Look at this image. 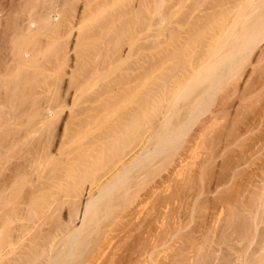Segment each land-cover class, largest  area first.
<instances>
[{
  "label": "rangeland",
  "instance_id": "374dc122",
  "mask_svg": "<svg viewBox=\"0 0 264 264\" xmlns=\"http://www.w3.org/2000/svg\"><path fill=\"white\" fill-rule=\"evenodd\" d=\"M84 2L83 0H0V139L2 138L0 140L1 158V152H5L6 150L5 153L9 155L10 152L13 151V148L16 146L14 142L18 139L25 140L26 138H30V140L32 141L34 138L44 137L42 136L45 131L43 130V128L37 131H30L27 130V128L28 125H30L31 128L37 126V124L33 123L34 121L32 120L51 117L52 108L49 106L54 105L55 96L57 99L55 100V102L58 101V103H60L61 105L65 104L64 106H61L62 112H60L59 117L55 118L56 122H51L48 124L50 125L49 127H45L46 131L44 135L45 137H48L45 141L46 143L48 141V143H43L40 140L44 145L40 144V141L39 144L41 146H38L37 142L35 144L36 147L38 146V150L39 148H41V150L42 148H44L43 150L45 152H48L47 154L54 157L53 162L46 164V166H44L45 169L38 168V170L36 171L34 170V167H31L30 165H28L29 167L26 166L27 163L25 161L27 160V158H24V156L26 155L27 157H29V155L25 153V149L22 150L23 155H21V150H17V154L15 153L13 156H16L15 158L11 156L12 152L10 154V159H13L15 161L17 160L18 162L23 161L24 164L20 162L18 163L16 161L18 163L17 164L14 161L17 164L16 165L14 163V165L18 167L15 166L17 173L16 175H14L15 177H12V179L14 178L13 181L7 180L2 184L3 187L0 186V209L2 210L0 211V221L2 218H7L6 220L9 221L7 222L8 225H12H9V231H6V226L8 225L5 224V220H2L3 225L0 222V238L5 241L3 242L0 239V242H2V244L6 243L8 245L9 243L6 241L13 240L11 241V246L8 245L6 247L5 245V249L3 248L1 250L2 253H0V264H23V260L24 264H27V262L29 264H42L45 261L44 258H47V256L49 257L50 254L62 249L63 245L60 244V242H62L61 239L64 236V232H66L65 230H67V228H69L73 224L78 225L80 223L83 210L82 206L84 207V202L86 198L91 194L90 192L96 190H92V188L97 187V185L91 187L93 185V180L92 177H88V175H90L91 173L87 172V169L90 168V165H92L90 164L92 162H90V151H85V155L87 159L89 158V161L86 158L85 159L87 161L85 159L84 160L88 163L85 164V166L84 163H82L83 165H79L81 164L80 161H82L80 160L78 163L79 166L75 165V167L74 163L76 164L78 160H76V162H72L74 161L73 158H70L72 155L70 156V154L66 152L69 147H67L66 144L63 145V148H59L58 146V134L62 129L61 122L62 120H67V114L69 113L68 110H71V107L69 106L70 104L68 105V103H70L69 93L71 91H74L75 86H78L76 84L78 83V80L75 77H79V68L81 67L82 69L79 73L81 74L82 71H84L83 73L87 71L83 69H88L89 67L92 68V64H95V67L99 64H97L96 62L101 58V53L104 52V47L102 48V46L104 45V43L102 42L103 39L101 41V38L97 37L99 38V41L101 42L100 43L98 39L95 38V45L92 40H90V42L92 43L87 42V44H84V42L80 40L81 35L79 36V33L81 32H79V30L80 28L82 30V28L85 27L83 23L86 24L87 21L85 20L86 17L84 16L88 13L86 11L88 6L87 0L85 3ZM180 11L185 12V7H182ZM212 11V9H204L198 12L194 11L190 13L191 15H188V13L187 16L185 15V13H179V17L181 16L180 19L183 21L185 20V23L183 22V24L182 22H180L183 25L180 23L178 24L177 29L174 33V41H172L171 43L163 42L161 45V59L159 67L157 69L158 76H162L159 79V81H161V83L159 82L160 92L155 91V93L153 91H147V93L145 94L147 96L144 95L145 100H147L146 98L148 97V100L153 102L144 100V104L146 103V105L143 106L146 107L149 103L147 107H150V109L152 108V110H150L149 112L151 113L153 111V107L156 110V112L154 110L151 113L152 117L154 115V119L150 117L149 119L146 118V120L151 121L152 118L154 121L158 117V120H155V123H157L159 120L163 119V116L165 114L163 112L164 110H169L173 107H181V105H183L186 100L182 99L180 94L182 91L180 90H182L186 85L193 83L197 77L203 75L205 73V70L203 68L204 63L206 61H212L213 59H215L216 56L226 48V45L224 46V42L227 36V32L216 30V33L213 29H204V24L202 23V21L204 20V16H206L207 14L209 15ZM104 14L105 12L103 13V18L100 17L99 22H101V19L105 20L106 17L108 18V14H105L106 17L104 16ZM182 17L184 19H182ZM185 18H188L187 21ZM104 20H102V22H104ZM93 23H95V21ZM82 25L83 27H80ZM97 31H100L99 28ZM97 33V35L100 36L101 33ZM163 37L165 38V36ZM88 43L89 45L92 44L89 49L91 50V53L89 52V54V50H87L88 55L86 54V52L83 54V47L89 46ZM100 44H102V46ZM218 47H220V49L217 51L216 55H213L215 49H217ZM76 48L78 50H76ZM80 49H82V52L80 51ZM58 54L60 55V57ZM80 55H82V57H80ZM133 58H135V55L131 57V59ZM98 62H100V60ZM139 62L141 66L134 70H130L129 72L132 73L136 70H143L145 67L147 68L149 66L148 61L139 60ZM56 64L58 66H56ZM43 72L46 74H44ZM87 72L86 73L88 75L92 74V71L91 73L89 72V70ZM50 74H54L55 76L53 75L52 77H50ZM45 75L46 77L48 76L50 77V79H52L50 83H46L49 78L46 80ZM177 77L181 79L180 82L176 79ZM42 78H45L46 80L45 86L43 83L44 80L42 82ZM151 80L152 78H147V87L151 86ZM171 80L173 81L171 82ZM72 81H76V83ZM98 82L99 84L96 87L94 86L95 88L91 87L93 90L98 88V86H103L102 83H105V80H101ZM51 84L52 86H50ZM176 84L177 87H175ZM201 85H203L201 87H204L205 84L203 83ZM47 86H50L51 88H47ZM216 87L214 88L213 92H211L210 98L204 110L196 118V121L188 124V132L186 131V133L183 134L184 136L181 137V141L179 140L180 142L178 143V145L175 148L169 150V152L167 151L166 153L160 155V158L153 160L152 163L148 167H146L140 174V177L136 176L138 178H134V180L130 183L131 186L125 194L120 191H116L113 193L114 196L112 199V207L110 208V212L106 215L101 214L99 219L100 223L98 222V226H96L95 229L96 233H93L90 236L89 242L84 247L80 248V255L77 257V259H75L77 260L76 264H87V262L89 263L88 258L95 250L99 248L100 251L103 252H96V259L92 261H95V264H248V261H251L250 264H255L260 258L264 260V248L263 246H260L261 244H264V236H262L264 235V34L261 38L252 43L251 51L248 53L246 58L243 59L240 67L236 69V72L230 75V77H228L227 79L223 80ZM91 88L89 89V91H93ZM115 90L120 89L117 88ZM148 92L150 93L148 94ZM151 92L156 94H154L155 97ZM193 92L197 93V91ZM50 93L51 95H53L51 96ZM157 93L159 96H157ZM47 94L49 95V101L47 99V101L45 100V98L48 97ZM160 95H162L161 98L163 99L159 100L158 98H160ZM50 96L51 99L54 97L52 102ZM151 96H153L152 100ZM165 97L167 98L166 101L164 100L166 99ZM154 98H157V100L159 101H155ZM181 99L182 101H180ZM17 100H19V102ZM47 103L49 104V106H47ZM163 103H165V106L161 105ZM6 104L8 105L6 106ZM159 104L161 107H157L156 109V106H159ZM148 109L146 110L147 113ZM147 113L146 115L148 116L146 117H149L150 113ZM185 116L186 113L183 108H181L177 118L182 120L185 118ZM29 118L31 119V121ZM214 120L216 121L215 123L213 122ZM14 121H17V124L19 123V128L15 130L16 132L14 134L12 132L11 136L10 133L12 129L10 124ZM6 123H8V125H6ZM153 123L154 122H152V125ZM151 128L154 129L153 127ZM151 128L147 129L146 137L149 135V133H151ZM211 128L213 129L212 131H210ZM199 132H203V139L198 137V135L200 134ZM24 133L25 135L28 133V135H26V137L22 136L24 135ZM54 133L56 134V136H54ZM131 135L134 137L133 134ZM9 137L10 139H8ZM197 137L198 139H202L200 143L198 139H195ZM18 143H21V141L19 140ZM194 143L198 144H196L195 146ZM102 145L99 144L100 148L103 147L102 149H104L105 145ZM44 146H46L47 150ZM191 146L193 148H191ZM35 148H33L34 150L32 149V152L36 151ZM9 150L11 151L8 153ZM135 150H132V154L135 152ZM87 154L89 155L87 156ZM85 155L83 154L82 156ZM1 158L0 174L3 169L5 170L4 167L7 164L5 163L4 158ZM61 158L62 160L67 158L63 160L67 163H61ZM69 161L73 163L71 164L73 165V169H75V175L70 178L68 177L74 174V172L72 173V171L74 170H67L69 172L68 173L65 170V167H62H67L68 165L70 167L71 164H68ZM54 163L56 165H54ZM57 163H59L60 166H58L59 164ZM19 164L21 167L19 166ZM51 164L58 167L51 168ZM153 165L155 166L152 167L153 170H151L150 167ZM80 166H82L83 168H80ZM69 167H67V169ZM84 167L88 168L86 169ZM21 168H23V170ZM25 168L27 171L26 173ZM84 170L86 171L84 172ZM103 170L104 169L99 170L98 174L103 172ZM30 172L35 173H32L34 174V178L33 176H31V174H29ZM63 172L66 174V176ZM148 173L150 174L148 175ZM56 174L58 175V177ZM49 175H55V177L53 178L51 176L53 178L51 179V177L49 178ZM85 175H87V177H85ZM110 175L111 174L106 173L103 178H100L101 180H99V182H104L105 179H107ZM62 176L64 177V179H60V177ZM1 177L2 174L0 175V178ZM73 177L77 183L73 180ZM82 177L83 179L85 178L84 181L81 179ZM18 178L23 179H20L19 182ZM39 181L41 183H39ZM50 181H53L55 184H52V182ZM79 181H81L83 184L81 185V182ZM85 181L86 184H84ZM89 181H91V183ZM139 181L141 182L140 184L137 183ZM99 182L97 184H100ZM69 184H72V186ZM74 184H77V186H75ZM142 184L144 185L142 186ZM151 184L154 186H152ZM34 185L36 187H34ZM139 186H142V188L140 189ZM66 187H69V189ZM70 187L73 188L70 189ZM22 188L23 190H21ZM65 188L66 190H64ZM62 190L64 193L61 192ZM154 190H156L157 192ZM31 191L33 192L31 193ZM44 191H47V193L45 192V194ZM76 191L79 192L77 193ZM26 192L28 193L25 195ZM22 193L25 195L24 197H26V199L22 197ZM38 193H40V195H36ZM67 193H70V195ZM136 193L138 194L136 195ZM13 194H15V196ZM66 194L69 196H71L72 194L75 197L77 195L78 196L75 199V197L72 196L73 198H70ZM226 194L227 197H225ZM44 195L51 199V201ZM51 195L53 196L51 197ZM55 196L58 198V200ZM14 197L18 200L17 202ZM11 198H13V200H11ZM36 198H38L39 202L36 201ZM77 198L79 199L78 203L76 202ZM230 198L232 199V201ZM256 199L258 200V202ZM21 200H23L22 203L19 202ZM159 200H161V202ZM9 201H11V203ZM34 201L38 202V204ZM47 201L48 203L51 202L50 205L46 204ZM69 201L71 202L70 204H68ZM66 203L68 206L70 205V209L75 211V209L79 208L80 210H76V212H74L70 210L67 205H65ZM2 204L7 205L4 206ZM54 204L56 205L54 206ZM30 205L32 206L30 207ZM47 205H49L50 207ZM17 206H22V209L21 207ZM17 209L20 210V212H18ZM23 209L26 210L23 211ZM155 210L158 211H156L155 213ZM159 210L161 211V213ZM29 211H32V213H30ZM36 211H38V213ZM73 212L76 214H74ZM20 213L21 215L24 214L22 216V219H18V217H21ZM33 213L34 217L32 215ZM68 214H70V218H68ZM31 215L34 219H31ZM155 215L160 216L156 217ZM12 216L15 218H12ZM24 217H26V219ZM53 218H55V220ZM129 218L131 220H129ZM13 219H15L16 222ZM36 219H38V221ZM14 223H18V227ZM32 223L36 225L34 226ZM59 223L61 226L59 225ZM57 224L61 228L64 225L68 226L67 228L65 227L66 229L63 227L65 229L64 231H58V233L60 232L59 236L58 234H56V232L58 229H61L58 228L59 226H57ZM123 225L124 227H122ZM20 226L22 227L19 228ZM156 226L159 227V229ZM35 227L36 230L39 231V233L35 230ZM144 227H146V230ZM53 229L55 232L53 231ZM154 229H156L157 232H155ZM50 231H53L51 232L52 234H49ZM242 231H244L245 233H242ZM34 232H36L35 234L37 237L31 236L35 235L33 234ZM152 232L154 234H152ZM25 233L26 235L24 236ZM53 234L55 237H53ZM137 234L141 237H138ZM45 235L47 236L45 237ZM43 236L45 237L44 239L48 238V241L46 240L47 243H45L46 241L43 239ZM40 238H42L44 243L39 242V248L36 244L37 241H35V239H39L38 241H42L40 240ZM51 238H54L55 240L51 241ZM107 238L110 240V243L109 245L107 243L106 247L105 242H107ZM111 239L113 241H111ZM34 243L37 246H35V250L40 249V252L37 251V253L34 248L31 247V245H33ZM44 244L49 245H46L45 247ZM42 245L46 249H44ZM28 246L29 248H32V252L31 248L29 250ZM141 246L143 249L141 248ZM258 246L261 247V249ZM48 248L49 254L47 255L46 253ZM140 249L141 251H139ZM33 250L37 254H35ZM28 252H31L32 254H28ZM99 252L103 256H98ZM40 253L43 254V256L41 255V258L39 255ZM123 254L125 257L123 256ZM119 256L121 259H118ZM137 257L139 260L137 259ZM38 260H42V262H39ZM103 260H106L105 263ZM141 260H143L142 263Z\"/></svg>",
  "mask_w": 264,
  "mask_h": 264
},
{
  "label": "bare ground",
  "instance_id": "6f19581e",
  "mask_svg": "<svg viewBox=\"0 0 264 264\" xmlns=\"http://www.w3.org/2000/svg\"><path fill=\"white\" fill-rule=\"evenodd\" d=\"M84 1L86 2V0H83V2ZM87 3H88L87 9L84 8L88 12V13L86 12L87 15L85 14V16H84V17H86L85 20L87 22H86V24L83 23V25L85 27H83V25L80 26V27H83L82 30H81V28L79 30V32L82 33V34L79 33V36L81 35L80 40L83 41L84 44H87V42H90V40H92V42L94 43L95 38L99 37V38H101V41L103 39L102 42L104 43L105 46L104 45L102 46V44H100V45L102 46V48L104 47V49H103L104 52L101 53L102 56H100L101 57L99 59L100 62H98L99 60L96 62L97 64L99 63L98 65H96L94 67L95 64H92L91 63L92 66H93L92 68L89 67L90 69L89 68L88 69H86V68L83 69V70H87V71L89 70L90 73L92 71V74L88 75L87 74L88 73L87 71H86L87 73L86 72L83 73L84 71H82V73L79 74L81 72V70H82L81 67H80L79 68L80 69V72L78 73V75L81 78H79L78 76H77L78 78L75 77L78 80V83L79 84L76 83V81L75 82L72 81V82L76 83L78 86L77 87L75 86L74 87V91H71L69 93L70 94V96H69L70 103H68V105L70 104L69 106L71 107V110H68L69 113L67 114L68 115L67 120H64V121L62 120V122H61L62 129H61V132L59 131L60 133L58 134V146H59V148H63L64 147L63 145L66 144L67 147H69V149L66 148L67 149L66 152H68V154H70V156L72 155L71 157L68 155L70 158H73L74 159V161H72V162H76V160H78V162L76 164L74 163V166L75 165L77 166L80 160H82L84 162L80 161L81 164H79V165H83L82 163H84V166H85V164L88 163V162H85V160L87 159V157L85 155V151H90V155L87 154V156L89 155L91 157L90 162L91 161L92 162L91 163L89 162V163L92 164V165H90V168L87 167L88 169L86 167H84V168L87 169V172H90L92 174V176H91V174L88 175V177L89 176L92 177V180H93V182H92L93 185L91 187H93L95 185H97V187L96 188H92V190L93 189H96L95 191H93L94 193L93 192H90L91 189L89 190V192L91 194L86 198V200L84 202V207L82 206L83 210H82V214H81L80 223L78 225L73 224L69 228H67L68 226H65V225L63 226L62 225L64 228L65 227L67 228V230H65L66 228L64 229L62 227L63 228V230H62V228L60 227L61 226L60 223H59L60 226L57 224V226H59L58 228L61 229V230L58 229L57 232H56V234H58V236L60 235L59 234L60 232L58 233V231H64V230L66 231V232H64V236L61 239L62 242H60V244L63 245V248L60 249V250L55 251L54 253L50 254V256L48 257L47 255L49 254V248H50V246H49V248L47 250V253L45 252L47 254L46 255L47 258H44L45 261L42 264H76L77 263V260H75V259H77V257L80 255L79 250H80V248L84 247L89 242L90 236L93 233L94 234L96 233L95 232V229H96V226H98V222H99V219H100L101 214L102 215H106L107 213L110 212V208L112 207V199H113V196H114L113 193L116 192V191H120L123 194H125L128 191L129 187L131 186L130 183L134 180V178H138L136 176H139L140 177L141 176L140 174L144 171V169L146 167H148L152 163L153 160L160 158V155L166 153L167 151L169 152V150L175 148L178 145V143L181 141L180 140L181 137L184 136L183 134H185L186 131L188 132V130H187L188 129V124H190L193 121H196V118L204 110V108H205V106H206V104H207V102H208V100L210 98L211 92H213L214 88L216 86H218L223 80L227 79L228 77H230V75H232L234 72H236V69H238L240 67L241 62L243 61V59H245L246 56L248 55V53L251 51V49H252V43L254 41H257L264 34V0H87ZM134 7H135V9H134ZM182 7H185V12L184 11L183 12L180 11ZM204 9H212L213 10L209 15L207 14L208 16L206 14H205L206 16H204V20L202 21V23L204 24L203 25L204 26V29L205 30H207V29H213V30H215L216 33H217V31L227 32V36H226L225 42H224V46L226 45V48L220 54H218L216 56V58L214 57L215 59H213L212 61H206L204 63L203 68L205 70V73L203 75H201L200 77H197L194 82L192 81L193 83H190V84L186 85L182 90H180V91H182L180 93L182 99L183 100H186L184 102V104L181 105V107H173V108H171L169 110L166 109L167 110V113H166V110H164L163 112L165 114L163 116V119H161L157 123H155V120H158V117L153 121L154 115H153V117L151 115V113L155 110L154 107H153V111L150 113L149 111L152 110V108L150 109V107H147L149 105V103H148V105L146 107H144L143 105H146V103L144 104V100H145L144 95L147 93V91H153V92L158 91V92H160L159 91L160 90V88H159V86H160L159 82L161 83V81H159V79L162 76L161 77L158 76L157 69L159 67V63H160V59H161V47H162L161 45H162L163 42L171 43L172 41H174V37H175V34L174 33H175V30L177 29L178 24L180 22L183 23L185 21V20L183 21V20L180 19L181 18V16L179 17L180 14L185 13V15L187 16L188 13H189L188 15H191L190 13H192L194 11H197L198 12V11H202ZM104 12H105V14L106 13L108 14V15L106 14L108 16V18L104 14V16L106 17V19L105 20L104 19H101V22H99L100 21V17L103 18L102 16H103V13ZM182 19H184V18L182 17ZM187 19H186V21H187ZM82 20H83V18H82ZM102 20H104V22H102ZM94 21H95V23H93ZM182 23H180V24H182ZM200 25H201V23H200ZM69 27H71V26H69ZM77 27H79V26H77ZM98 28H99V30L101 32L100 31H97ZM109 31H110V33H109ZM97 32H99V34L101 33L100 36L97 35L98 34ZM163 36H165V38ZM99 38H97L98 41H99ZM92 42H90V43H92ZM88 45H89V43H88ZM91 45L84 46L83 47V50L80 49V51L82 50V51H84V52L81 51L83 54L86 52V54L88 55V53L91 51V50H89L90 47H91ZM94 45H95V43H94ZM61 47H60V50H61ZM98 47H99V45H98ZM77 48H76V50H78ZM102 48H101V50H102ZM219 49H220V47H218L217 49H215L213 55L214 54L216 55V53H217V51ZM87 50H89L88 53H87ZM56 54H57V52H56ZM82 55H80V57H82ZM133 55H135V58L131 59V57ZM59 57H60V55H59ZM85 57H83V58H85ZM139 60L148 61L149 62V66L147 68L145 67L143 70H136V71H134L132 73L129 72L130 70H134V69L138 68L139 66H141ZM56 66H58V65L56 64ZM122 70H125L126 72L125 71H122ZM99 71H101V72H99ZM159 73H160V71H159ZM44 74H46V73H44ZM53 75L54 74H52V75L50 74L49 76L52 77ZM45 77H46V75H45ZM50 77H48V76L46 77V80L49 78V80H47V81L45 80V78H42V82L44 80V82H43L44 83V86H45V81H46V83H50V81L52 80V79H50ZM148 77L152 78V80H151V86L150 87H147L146 86L147 85V78ZM176 79L179 80V82L181 80L178 77ZM101 80H105V83L104 82L102 83L103 86H98V88H96V89L93 90L91 87L95 88L99 84L98 81H101ZM172 81L173 80H171V82ZM53 82H51V83H53ZM203 83L205 85H204V87H201V86H203V85H201ZM47 85H49V84H47ZM121 85H123V86H121ZM50 86H52V84ZM50 86H47V88H51ZM175 87H177V84L175 85ZM90 88L93 91H89ZM117 88L120 89V90H115ZM67 90H68V88H67ZM193 91H197V93L196 92L194 93ZM153 92H151V93H153ZM149 93L150 92H148V94ZM155 93H153V96H154ZM9 94H7V95H9ZM50 95H51V93H50ZM51 96H50V99H51ZM145 96H147V95H145ZM148 96H150V95H148ZM153 96H151V100L153 99ZM157 96H159L158 93H157ZM161 97H162V95H160V98H158V99L159 100L160 99H163ZM53 98L51 99V102H52ZM46 99L47 100L49 99V95H48L47 98H45V100ZM146 99L148 100V97ZM182 99L180 101H182ZM55 100H57L56 99V96H55ZM55 100H54V105L53 106H49V104H48L49 102L47 103L48 104L47 106H49V107L52 108L51 117H47L45 119H39L38 118V120H32V121H34L33 123H36L37 124V126H35L34 128L33 127L31 128L30 125H28L27 130H30V131L35 130V131H37V130H40L41 128H43V130L46 131L45 127H49L50 126V125H48L49 123H51V122L55 123L56 122L55 121V118L56 117H59L60 112H62L61 106H64L65 104L63 103L64 105H61L60 103H58V101L55 102ZM147 100H145V101H147ZM154 100L156 101L157 98H154ZM159 100H157V102ZM164 100L166 101L167 98L164 99ZM17 101L19 102V100H17ZM51 102H50V104H51ZM68 102H69V100H68ZM148 102H153V101H149L148 100ZM157 102H155V103H157ZM164 104L165 103H163L161 105H164ZM7 105L8 104H6V106ZM173 105H174V103H173ZM157 107L158 108L161 107L160 104H159V106H156V109H157ZM146 108L147 109L149 108L148 109V113L146 112V110H147ZM181 108H183V110L186 113L185 118L182 119V120H180L179 118H177L178 113H179V111H180ZM158 110H160V109H158ZM155 112H156V110H155ZM146 113L147 114L150 113L149 117H146V116H148V115H146ZM158 113H161V112H158ZM156 115H158V114H156ZM38 116H40V115H38ZM150 117L153 118V119L151 118V121L150 120H146V118L149 119ZM30 121H31V119H30ZM59 121H60V119H59ZM16 122L14 121V122H11V124H10L11 125V129H12L11 130V133H10L11 136H12V132L14 134L16 132L15 130H17V128H19V123L17 124ZM152 122H154L153 125H152ZM213 122L215 123L216 121L214 120ZM27 124H30V123H27ZM6 125H8V123H6ZM53 126H55V125H53ZM151 127H153L154 129H152ZM205 127H206V125H205ZM148 128L149 129L151 128L152 131L150 130L151 133L148 132L149 135L146 137V133H147V129ZM202 128H203V126H202ZM48 130H49V128H48ZM207 130H206V132H207ZM212 130L213 129L211 128L210 131H212ZM45 131L42 134V136H44V137L41 136L42 138H34L32 141L30 140V138H26L25 140H21V139L16 140L14 142V144L16 146L13 148V151L9 150L8 153L11 151L12 152V155L11 156L13 157L15 153L17 154V150H21V155H23L22 154L23 153L22 150L25 149V153L27 155H29V157H27L26 155L24 156V158H27L26 161L24 159V161L27 163L26 166L30 165L31 167H34V170H36V171L38 170V168H40V169L44 168V166H46V164L51 163L54 160V157L50 156L49 154H47L48 152H45L43 150L44 148H42L43 152H42L41 148H39V150L37 148L40 144L44 145L43 143H46L45 140L48 137H45V135H44L45 134ZM28 133L26 135H28ZM131 134H133L134 137ZM209 134H207V135H209ZM26 135L24 133V135H22V136H25L26 137ZM203 135H204L203 132H201L198 135V137H200V138L203 139V137H202ZM50 136H52V135H50ZM54 136H56V134ZM198 137L195 138V139H198ZM8 139H10V137ZM49 139H51V138H49ZM202 139H198L199 140V143L201 142ZM19 140L21 141V143H18ZM39 141L41 142L40 144H39ZM36 142L38 143L37 144L38 145L37 147L35 146ZM5 143H7V142H5ZM11 143H13V142H11ZM47 143H48V141H47ZM97 143H99L101 145L104 144L105 145L104 146L105 148L102 149L103 148L102 147L103 145L101 146L102 148H100L99 144H97ZM196 144H198V143H196ZM196 144H195V146H196ZM46 146H44L45 149H46ZM33 148L36 149L35 152L33 151L34 153L32 152V149ZM191 148H193V147L191 146ZM63 150H65V149H63ZM132 150H135V152L133 154H132ZM5 152H6V150H5ZM5 152H1L2 158H4L5 163H7L6 166L4 167L5 170L3 169V171H1L2 177L0 178V186H2V187H3L2 184L5 181H7V180L8 181H13L14 178L12 179V177H15L14 175H16V173H17L16 172L17 171L16 170V167H18V166H16V165L20 162V161L18 162L16 160L18 162L17 163L15 160L10 159L11 152H10L9 155L7 153H5ZM83 154L85 156H82ZM68 156H67V158H68ZM15 157H13V158H15ZM0 158H1V155H0ZM62 158H61V160H62ZM67 158H65V159H67ZM70 158H69V160H70ZM65 159H63V160H65ZM62 161H61V163H64V164L67 163L65 161H63V162ZM161 161H160V163H161ZM3 162H1V163H3ZM72 162L69 161L68 164L69 163L71 164ZM14 163L16 165H14ZM20 163H23V161L20 162ZM52 164H51V168H53V167L56 168V167L60 166L59 163H57V164H59L58 166H53ZM72 164H71L70 167H69V165L67 166V167H69L68 169H67L66 166H62V167H65V170L66 171L67 170L68 171L74 170V171H72V173L74 172V174L70 173L72 175H70L68 178H70L73 175H75V169H73V165ZM54 165H56V164L54 163ZM19 166H20V164H19ZM154 166L155 165L151 166L150 169L153 170L152 167H154ZM20 167H19V169H20ZM62 167H59V168H62ZM55 168H54V170H55ZM80 168H83V167L80 166ZM21 169L23 170V168H21ZM102 169H104L103 172H101V173L99 172L100 174H98V171L99 170H102ZM85 171L86 170H84V172ZM26 172L27 171H26V168H25V173ZM32 173H34V172H30L29 174H31V176H33V178H34V174L35 173L34 174H32ZM106 173L107 174L109 173L111 175L109 177L106 176L108 178L105 179L104 182H101L100 183L99 182V180H101L100 178H103L104 175H106ZM149 174L150 173H148V175ZM80 175H81V173H80ZM51 176L49 175V178ZM65 176H66V174H65ZM52 177L54 178L55 175L52 176ZM52 177H51V179H53ZM57 177H58V175H57ZM83 177H84V175H83ZM83 177L81 179L84 181L85 178L83 179ZM85 177H87V175H85ZM28 178H26V179H28ZM61 178L64 179L63 176L60 177V179ZM18 179H19V182H20V179L22 180L23 178H18ZM261 179H263V178H261ZM73 180H74V177H73ZM50 182H52V184L54 183L53 181H50ZM66 182H68V181H66ZM79 182H81V181H79ZM89 182L91 183V181H89ZM98 182L100 184H97ZM146 182H147V180H146ZM146 182H144V183H146ZM156 182H158V181H156ZM39 183H41V182L39 181ZM137 183L140 184L141 182L139 181ZM57 184H56V187H57ZM72 184H69V185L72 186ZM80 184L82 185L83 183L81 182ZM80 184H79V186H80ZM84 184H86V181H85ZM143 185L144 184H142V186ZM75 186H77V184ZM142 186L141 187L139 186V188L141 189ZM152 186H154V185H152ZM34 187H36V186L34 185ZM54 187H55V185H54ZM66 188L69 189V187H66ZM66 188L64 190H66ZM72 188L70 187V189H72ZM19 189H20V186H19ZM80 189H82V188H80ZM150 189H151V186H150ZM21 190H23V188ZM8 191H9V189H8ZM25 191H27V190H25ZM28 191H30V190H28ZM136 191H138V190H136ZM150 191H152V190H150ZM154 191H156V190H154ZM32 192L33 191H31V193ZM45 192L47 193V191H44V193ZM61 192H63V190ZM0 193H1V191H0ZM27 193L28 192H26L25 195ZM15 194H16V192H15ZM15 194H13V195L15 196ZM67 194L70 195V193H67ZM137 194L138 193H136V195ZM149 194H150V192H149ZM7 195H6V197H7ZM22 195H23L22 197L26 199V197H24L25 195L23 193H22ZM36 195H40V193H38ZM69 195H67V196H69ZM74 195H75V193H74ZM74 195L72 194L69 197L70 198L72 196L75 197ZM18 196H20V195H18ZM44 196H46V195H44ZM52 196L53 195H51V197ZM258 196H260V195H258ZM76 197H75V199H76ZM225 197H227V194H226ZM46 198L49 199L47 196H46ZM8 199H9V197H8ZM47 199H44V200H47ZM4 200H5V197H4ZM11 200H13V198H11ZM15 200H16V202L18 201L16 198H15ZM49 200L51 201V199H49ZM57 200H58V198H57ZM69 200H72V199H69ZM78 200L79 199L77 198V201H76L77 203L79 202ZM36 201H38V198H36ZM159 201L161 202V200H159ZM225 201H226V199H225ZM231 201H232V199H231ZM9 202L11 203V201H9ZM19 202L22 203L23 200H21ZM38 202H35V203L38 204ZM54 202H55V200H54ZM61 202H63V201H61ZM257 202H258V200H257ZM40 203H39V206H40ZM50 203H48V201H47L46 204H49L50 205ZM70 203L71 202L69 201L68 204H70ZM158 203H157V205H158ZM37 204H35V205H37ZM2 205H4V204H2ZM5 205H7V204H5ZM49 205H47V206H49ZM55 205L56 204H54V206ZM65 205H67V203ZM79 205H80V203H79ZM31 206L32 205H30V207ZM69 206L67 205L68 208H69ZM17 207H21V209H22V206H17ZM141 207H143V206H141ZM216 207H217V204H216ZM20 210L17 209L18 212H20ZM25 210L23 209V211H25ZM70 210H72V209H70ZM70 210H68V211H70ZM76 210L79 211L80 209L78 208V209H75V211L74 210H72V211L76 212ZM0 211H2V210L0 209ZM27 211H28V207H27ZM47 211H48V209H47ZM156 211H158V210H155V213H156ZM26 212H24V213H26ZM36 212L38 213V211H36ZM30 213H32V211ZM43 213H46V212H43ZM131 213H129V214H131ZM160 213H161V211H160ZM74 214H76V213H74ZM136 214H138V213H136ZM20 215H21V213H20ZM23 215H21V217H18V219L19 218L22 219V216ZM32 215L34 217V213ZM32 215H31V219H34L32 217ZM68 215H69L68 218H70V214H68ZM28 216H29V214H28ZM157 216L159 217L160 215H157ZM12 218H15V217L12 216ZM24 218L26 219V217H24ZM73 218H75V217H73ZM6 219L2 218L1 221H0L1 224L3 222L2 220H5V222H6L5 224L8 225L7 222H9V221H7ZM53 219L55 220V218H53ZM13 220L16 222L15 219H13ZM36 220L38 221V219H36ZM73 220H75V219H73ZM129 220H131V219L129 218ZM152 220H153V218H152ZM37 221H36V223H37ZM58 221H59V219H58ZM34 222H35V220H34ZM42 223H41V225H42ZM51 223H50V225H51ZM69 223H70V221H69ZM124 223H126V222H124ZM132 223H133V221H132ZM14 224H16V223H14ZM9 225H11V224H9ZM9 225L6 226V231H9ZM33 225L35 226L36 224H33ZM16 226L18 227V223L16 224ZM55 226H56V223H55ZM21 227L22 226H20L19 228H21ZM23 227H24V225H23ZM53 227H54V224H53ZM122 227H124V225ZM160 227H161V225H160ZM10 228H12V227H10ZM19 228H17V229H19ZM144 228L146 230V227H144ZM152 228H154V227H152ZM157 228L159 229V227H157ZM156 229H154L155 232H157ZM35 230H36V227H35ZM167 230H169V229H167ZM53 231H54V229H53ZM53 231H50L49 234H52L51 232H53ZM37 232L39 233V231H37ZM147 232H148V230H147ZM243 232L244 231H242V233ZM247 232H248V230H247ZM35 233L36 232H34L33 234H35ZM124 234H121V235H124ZM152 234H154V233L152 232ZM25 235H26V233L24 234V236ZM30 235H31V233H30ZM148 235H150V234H148ZM31 236L32 237L33 236L35 237L36 234L35 235H31ZM46 236L47 235H45V237ZM139 236L140 235H138V237ZM262 236H264V235H262ZM20 237H23V236H20ZM45 237L43 236V239ZM48 237H49V235H48ZM53 237H55L54 234H53ZM252 238H253V236H252ZM47 239H44V240L46 241ZM189 239H190V237H189ZM6 240H8V239H6ZM38 240L39 239H35V241H37L36 242L37 245H38L39 242L40 243L41 242L44 243V241L42 240V238H40V240H42V241H38ZM54 240H55L54 238H51V241H54ZM108 240L109 239L107 238V240H106L107 242H105L106 243V247H107V243H108V245L110 243V240H109V242H108ZM1 241H3V240L1 239ZM11 241H13V240L6 241V242L9 243L8 244L9 246H11L10 245L12 243ZM29 241H31V240H29ZM47 241L45 243H47ZM111 241H113V240L111 239ZM154 241H155V239H154ZM3 242H5V241H3ZM102 243H104V242H102ZM102 243H101V245H102ZM15 244H16V242H15ZM36 244L34 246L31 245V247H33L34 250L37 247ZM49 244H44V245L46 247V245H49ZM5 245H6V247L8 246L6 243L5 244H2V242H0V251L5 247ZM117 246H118V244H117ZM260 246H263V248H264V244H261ZM38 247H39V245H38ZM45 247L43 246L44 249H46ZM189 247H191V246H189ZM258 247H256V248H258ZM28 248H29V246H28ZM30 248H29V250H30ZM125 248H127V247H125ZM141 248H142V246H141ZM146 248H147V246H146ZM259 248L261 249V247H259ZM102 249H104V248H102ZM23 250H26V249H23ZM34 250H33V252L35 254H37L38 253L37 251H39L40 249L35 250L37 253ZM253 250H254V248H253ZM97 251H100V248L97 249V250H95L90 255V257L88 258L89 259L88 260L89 263L91 262L92 264H95L94 263L95 261L94 262H92V261L96 259V252ZM139 251H141V249ZM139 251H138V253H139ZM23 252H20V253H23ZM31 252H32V248H31ZM31 252H28V254L31 253ZM100 252L102 253L103 251H100ZM100 252H99V255L98 256L102 255ZM123 252H126V251H123ZM0 253H2V251ZM128 253H130V252H128ZM26 254H27V251H26ZM107 254H109V253H107ZM39 255H40V258L43 256V254H41V253ZM143 255H141V256H143ZM123 256H124V254H123ZM262 256H263V254H262ZM21 257H22V255H21ZM176 257H177V255H176ZM114 258H115V256H114ZM258 258H260V257H258ZM22 259H23V257H22ZM118 259H121L120 256H119ZM137 259H138V257H137ZM40 261L42 262V260H40ZM99 261H100V259H99ZM99 261H97V262H99ZM105 261H104V263H105ZM125 261H126V259H125ZM142 261L143 260H141V263H142ZM257 261H256L257 263H255V264H263L264 263V260L262 258L258 259ZM111 262H113V261H111ZM250 262L248 261V264H250ZM89 263L87 262V264H89ZM240 263H242V262H240ZM23 264H24V260H23ZM27 264H29V263L27 262ZM97 264H99V263H97ZM150 264H152V263H150Z\"/></svg>",
  "mask_w": 264,
  "mask_h": 264
}]
</instances>
